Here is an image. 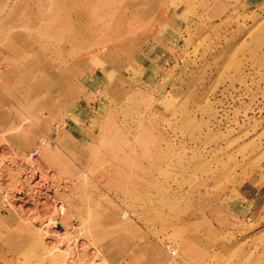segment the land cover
I'll list each match as a JSON object with an SVG mask.
<instances>
[{
	"label": "rangeland",
	"instance_id": "obj_1",
	"mask_svg": "<svg viewBox=\"0 0 264 264\" xmlns=\"http://www.w3.org/2000/svg\"><path fill=\"white\" fill-rule=\"evenodd\" d=\"M90 261L264 264V0H0V264Z\"/></svg>",
	"mask_w": 264,
	"mask_h": 264
},
{
	"label": "built area",
	"instance_id": "obj_2",
	"mask_svg": "<svg viewBox=\"0 0 264 264\" xmlns=\"http://www.w3.org/2000/svg\"><path fill=\"white\" fill-rule=\"evenodd\" d=\"M42 145H39L35 150H33L32 152H31V154L29 155V158L30 159H35L38 155H39V153H40V150H41V147Z\"/></svg>",
	"mask_w": 264,
	"mask_h": 264
},
{
	"label": "bare ground",
	"instance_id": "obj_3",
	"mask_svg": "<svg viewBox=\"0 0 264 264\" xmlns=\"http://www.w3.org/2000/svg\"><path fill=\"white\" fill-rule=\"evenodd\" d=\"M40 144H41L42 146H44L45 143H44V141H42ZM168 197H169V196H168ZM168 200H169V198H168ZM61 209H63V208H61ZM62 211H64V210H62ZM62 211H61V212H62ZM64 212H65V211H64ZM64 212H63V213H64ZM49 225L52 226L53 223H52V224L50 223ZM64 264H65V263H64ZM89 264H100V262H99V261H90Z\"/></svg>",
	"mask_w": 264,
	"mask_h": 264
}]
</instances>
